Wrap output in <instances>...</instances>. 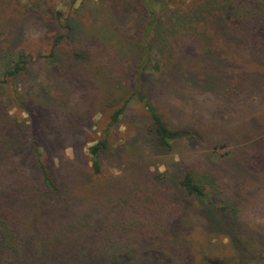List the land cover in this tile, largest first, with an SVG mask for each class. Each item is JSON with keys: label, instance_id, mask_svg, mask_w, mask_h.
Wrapping results in <instances>:
<instances>
[{"label": "rangeland", "instance_id": "374dc122", "mask_svg": "<svg viewBox=\"0 0 264 264\" xmlns=\"http://www.w3.org/2000/svg\"><path fill=\"white\" fill-rule=\"evenodd\" d=\"M143 8L138 0H0V80L7 66L22 57L27 61L18 80L8 78L0 82V117L14 124H28L29 114L20 106V101H24L33 112L40 111L37 117L43 133L53 138L72 131L65 129L67 122H79L76 130L81 141L77 146L66 144L59 154L55 148L47 147L44 155L56 175L67 181V189L86 198L72 205L73 220L79 214L83 221L97 197L101 198V215L119 203L111 212L116 227L126 226L130 233L154 225L158 228L156 219L160 225L169 220L173 207L178 211L184 208L179 197L168 199L179 187L151 183L143 176L133 180L139 174L135 172H143L146 167L152 173L176 171L180 163L189 162L181 160L184 154L204 159L212 154L211 150H205L201 141L189 140L175 142L169 153L155 149L144 136L136 134L135 123H130L131 113L142 112L141 104H132L130 115L122 119L115 132L114 147L124 148L122 157L109 153L103 159L99 176H92L88 148L102 136L111 113L119 106L120 92L125 89L128 76L145 56L152 59L148 68L159 63L161 70L168 73L177 54L190 51L195 58L188 65L198 71L199 77L204 54L213 51L222 65L213 82L217 85L213 89L203 87L204 75L196 86L186 82L189 89L180 90L173 99L165 97L159 109L172 124H195L229 140L227 148L233 150L225 161L215 155L211 158L225 172L229 203L234 206V195L240 204L238 225L250 234H258L264 246V55L253 49L260 44L262 34L247 40V26L244 32L238 30V36L231 33L234 26L246 19L264 23V0H175L169 9L175 8L193 18L192 41L181 31L169 36L162 50L149 53L144 49ZM165 11L166 8L161 13ZM228 13L232 14L231 19L227 18ZM69 17L74 19L79 32L62 39L55 61L51 56L41 57L49 56L56 37L66 33L63 24ZM75 53L85 59H77ZM158 74L156 71L155 75ZM46 101L52 104L47 105ZM166 101L173 104L175 111ZM124 161L138 163L137 168L128 169ZM126 171H132L127 177L131 179L121 183ZM76 174L88 184L74 186ZM79 204L82 206L77 209ZM93 215L99 216L97 212ZM28 218L37 220L35 216ZM196 220L190 231L198 241L195 245H201L200 257H219L228 264H236L229 238L204 232L201 220ZM166 262L172 260L168 258Z\"/></svg>", "mask_w": 264, "mask_h": 264}, {"label": "trees", "instance_id": "16d2710c", "mask_svg": "<svg viewBox=\"0 0 264 264\" xmlns=\"http://www.w3.org/2000/svg\"><path fill=\"white\" fill-rule=\"evenodd\" d=\"M173 2L175 0H138L144 7L141 16L146 52L162 50L168 37L181 31L184 35L191 36L193 18L182 15L175 8L169 9ZM164 8L166 11L161 13ZM228 9L231 12L232 8ZM231 16V13L227 14L228 19ZM245 26L249 34L247 40H255L254 36L262 34L258 39L260 44L253 49H258L264 55V23L253 18L246 19L234 26L231 33L235 36L238 30L244 32ZM63 27L66 33L56 37L51 54H42L41 57L51 56L54 57L52 61H55L56 50L62 39L66 36L73 37L79 32L72 17L66 18ZM190 40L192 41L191 37ZM215 54L213 51L204 54V67L202 76L199 77L198 71L188 65L195 58V54L190 51L186 54L178 53L168 68V73L161 70L159 63L148 68L152 59L145 56L131 76H128L126 87L120 92L119 106L111 113L102 136L88 148L92 176L96 177L101 174L103 159L109 153L116 154L117 158L122 157L124 148L114 147L115 132L122 119L130 115L132 104H141L142 112L131 113L130 123H135L136 134L144 136L155 149L169 153L175 142L189 140L193 143L201 141L205 150H211L212 154H208L207 158L204 156V159H192V156L184 154L181 160L185 158L189 162L180 163L176 171L169 169L166 172L152 173L146 167L143 172L142 169L141 172H135L139 174L133 180L143 176L151 183L179 187L168 199L179 197L184 208L178 211L173 207L169 220L160 225V220L156 219L158 228L154 225L153 228L130 233L126 226L123 229L116 227V224H112L111 212L119 203L113 205L105 215H101V198L97 197H94L97 199L94 205H89V214L83 215V221L78 212L76 220H73L72 205L86 198L67 189V181L56 175L52 164L44 155L47 147L55 148L59 154L66 144L77 146L81 141L76 130L79 122H67L65 129L71 128L72 131L56 134L53 138L43 133L37 117L40 111L33 112L24 101H20V106L29 114L28 124L18 125L0 117V264H228L223 258L200 257L201 245H195L198 241L190 231L191 224L197 221V217L201 220L204 232L222 234L229 238L236 264H264V246H261L263 240L258 234H250L242 229L241 224L238 225L240 204L234 195V206L229 203L231 199L228 196L229 188L224 183L225 172L211 158V155H215L225 161L233 150L231 147L227 148L229 140L219 137L217 133L214 136L213 132L195 124H172L163 117L159 109L163 106L165 97L173 99L180 90L183 92L189 89L186 82H191L192 87L196 86L197 80L203 79V75V87L213 89L217 85H213V82L222 67L221 60ZM75 57L85 59L80 53H75ZM23 58L2 71L3 78L0 82L8 78H20L27 68V61ZM186 64L188 66L183 68ZM156 71L159 73L157 76ZM166 103L169 104V101ZM46 104L52 103L46 101ZM169 105L175 111L173 104ZM1 109L3 110L0 105V112ZM122 163L128 165V169L137 168L138 164L133 161ZM132 171H126L127 175L120 182L129 179L127 177ZM83 181L76 174L73 185L88 184ZM81 206L79 204L77 209ZM96 212L99 216L93 215ZM30 216H35L37 220L28 218ZM59 230L67 232L61 233ZM168 258L172 263L166 262Z\"/></svg>", "mask_w": 264, "mask_h": 264}]
</instances>
